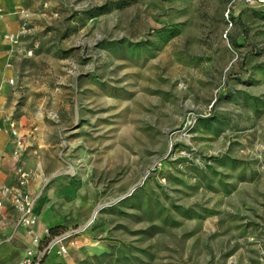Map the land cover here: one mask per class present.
I'll return each mask as SVG.
<instances>
[{
	"label": "rangeland",
	"instance_id": "obj_1",
	"mask_svg": "<svg viewBox=\"0 0 264 264\" xmlns=\"http://www.w3.org/2000/svg\"><path fill=\"white\" fill-rule=\"evenodd\" d=\"M18 42L24 186L77 242L47 263L264 264V0H41Z\"/></svg>",
	"mask_w": 264,
	"mask_h": 264
},
{
	"label": "crops",
	"instance_id": "obj_2",
	"mask_svg": "<svg viewBox=\"0 0 264 264\" xmlns=\"http://www.w3.org/2000/svg\"><path fill=\"white\" fill-rule=\"evenodd\" d=\"M40 2L41 0H0V199L3 201V206L0 210V234L10 233V236L15 239H19L23 235L26 246L31 244L33 236L28 234L23 227L19 226V213L15 210L8 197H3L1 188L7 186L5 184L10 181L11 171L14 172L13 166H15V164H21L26 170L33 172V175L31 176L33 181L29 185V189L32 191H36L41 184L40 177L42 172L38 166V163H33L31 166H26V163L22 158L24 149L22 150L20 157H17L13 154L15 146L13 140L15 139L7 129L6 123V118L10 116V113L8 107L5 106L4 95L6 93L5 91L7 85V71L5 67L13 59L14 51L20 45L18 39L14 40L21 25L20 10H24L28 14H31L32 11L38 9ZM10 36H13L14 38L11 39ZM16 123L18 130L23 136V142L25 143L23 129L18 127V122ZM12 186L14 185L11 184L7 187ZM29 194L33 199L34 204V213L36 216L34 232L37 236L41 237L50 227L66 222L62 220V216L64 215L56 212L53 206L48 203L46 204V207H50L51 209L47 208L45 210H39L37 213V203L42 196L39 195V198L36 200L32 197L31 193ZM61 194L67 200L73 197V191L71 188L64 190ZM44 200L46 199L44 198ZM10 221L14 222L13 225L9 226ZM3 245L4 247H2ZM0 251L1 255L3 256H10L12 252H14L10 244L3 243L2 241H0ZM20 258H18L14 264H16ZM48 260L49 259L46 257L44 262L46 264H52L47 263Z\"/></svg>",
	"mask_w": 264,
	"mask_h": 264
},
{
	"label": "built area",
	"instance_id": "obj_3",
	"mask_svg": "<svg viewBox=\"0 0 264 264\" xmlns=\"http://www.w3.org/2000/svg\"><path fill=\"white\" fill-rule=\"evenodd\" d=\"M20 14V29L15 38L13 36H10V38H14V40H17L19 36L27 32L28 30L29 14L24 10H20ZM27 53L31 54L32 49L29 48L27 50ZM6 123L7 129L15 139L13 154L17 157H20L21 152L24 149L23 136L17 128L15 119L9 116L6 118ZM14 174L17 181L16 185L12 187H2L1 193L3 197H8L15 210L19 213V226L23 227L28 234L33 236L31 244L25 248L23 256L16 262V264H46L44 260L46 258V255L50 252H54L55 254L60 256L67 254L69 246L77 243L74 239L70 242L67 240L72 233L67 232L57 234L51 237L46 242V245L43 248L40 247L41 237L37 236L33 229V226L36 222L33 199L26 191L24 186L28 178L33 175V172L26 170L21 164H16L14 167ZM2 206L3 201L0 199V210ZM47 230L45 231V233H47Z\"/></svg>",
	"mask_w": 264,
	"mask_h": 264
},
{
	"label": "trees",
	"instance_id": "obj_4",
	"mask_svg": "<svg viewBox=\"0 0 264 264\" xmlns=\"http://www.w3.org/2000/svg\"><path fill=\"white\" fill-rule=\"evenodd\" d=\"M65 230V227L62 224H56L50 227L43 236H41L40 247L43 248L46 245V242L53 236L60 234Z\"/></svg>",
	"mask_w": 264,
	"mask_h": 264
}]
</instances>
